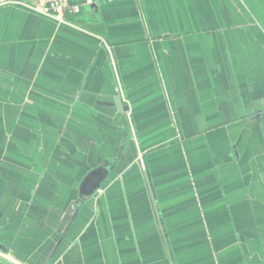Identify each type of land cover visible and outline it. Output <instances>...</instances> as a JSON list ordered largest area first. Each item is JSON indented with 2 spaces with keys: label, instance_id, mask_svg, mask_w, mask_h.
Masks as SVG:
<instances>
[{
  "label": "crops",
  "instance_id": "0c3cea01",
  "mask_svg": "<svg viewBox=\"0 0 264 264\" xmlns=\"http://www.w3.org/2000/svg\"><path fill=\"white\" fill-rule=\"evenodd\" d=\"M36 4L0 0V261L264 264V0Z\"/></svg>",
  "mask_w": 264,
  "mask_h": 264
},
{
  "label": "built area",
  "instance_id": "2783aa9c",
  "mask_svg": "<svg viewBox=\"0 0 264 264\" xmlns=\"http://www.w3.org/2000/svg\"><path fill=\"white\" fill-rule=\"evenodd\" d=\"M105 0H37L35 10L47 18L72 24L66 13H77L82 6H89Z\"/></svg>",
  "mask_w": 264,
  "mask_h": 264
},
{
  "label": "water",
  "instance_id": "95a60500",
  "mask_svg": "<svg viewBox=\"0 0 264 264\" xmlns=\"http://www.w3.org/2000/svg\"><path fill=\"white\" fill-rule=\"evenodd\" d=\"M113 104L117 108V110H122V102L119 96L113 97ZM101 179L100 173H92L86 180V182L83 185V193L84 194H91L94 189L98 187V183ZM0 264H6L4 262L0 261Z\"/></svg>",
  "mask_w": 264,
  "mask_h": 264
}]
</instances>
